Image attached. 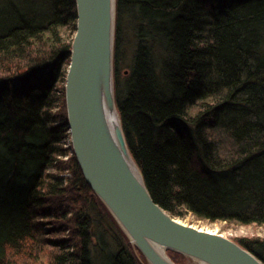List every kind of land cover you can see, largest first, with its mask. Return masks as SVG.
Masks as SVG:
<instances>
[{"label":"trees","instance_id":"1","mask_svg":"<svg viewBox=\"0 0 264 264\" xmlns=\"http://www.w3.org/2000/svg\"><path fill=\"white\" fill-rule=\"evenodd\" d=\"M117 12L116 46L121 20L135 44L121 82L117 46L116 102L154 201L181 219L264 226V0H117ZM76 24V0H0V264H148L75 155L58 161L62 36ZM49 218L70 237L45 239ZM236 243L264 262V239Z\"/></svg>","mask_w":264,"mask_h":264},{"label":"water","instance_id":"2","mask_svg":"<svg viewBox=\"0 0 264 264\" xmlns=\"http://www.w3.org/2000/svg\"><path fill=\"white\" fill-rule=\"evenodd\" d=\"M76 5L66 107L73 154L91 189L148 264H176L169 251L205 264H264L235 241L188 225L154 201L117 109L116 0H76ZM111 113L118 123L111 121Z\"/></svg>","mask_w":264,"mask_h":264},{"label":"rangeland","instance_id":"3","mask_svg":"<svg viewBox=\"0 0 264 264\" xmlns=\"http://www.w3.org/2000/svg\"><path fill=\"white\" fill-rule=\"evenodd\" d=\"M116 8H117V0H116ZM117 19H118V12H116V26H117ZM75 32L76 30L74 31L72 26L65 28L63 30L62 41L68 45L70 43L72 44L74 36H75ZM120 32L123 38L122 40L120 39L121 42L117 46H118L119 58H120L119 65L121 67V73H120L121 75L120 82H121L129 74V65L132 60L135 41H134V36H133V30L130 24H128L127 22L123 20H121ZM115 44H116V36H115ZM117 46H115V51H114V63H116ZM119 65H118V68H119ZM68 68H69V62L66 61L62 65L61 74L62 75L65 73L67 74ZM65 81H66V75H65ZM118 84H119V80L117 76H115V70H114L115 97H116V86ZM55 88L56 89L54 91L56 92L55 94L58 97V95H60L59 91L61 87H59V84H56ZM61 110H62V104H57L56 109L53 111V115L55 118L58 119L59 117L58 115L60 114ZM67 115H68V112H67ZM61 144H62V149L65 151V155L63 157H59L58 161L62 163H68L70 161L71 156L73 155V150H71L72 144H71L70 131H69V134L65 135V139L62 141ZM66 175L69 176V173H67ZM69 218L70 216L68 217V219ZM68 219H65L66 223H69ZM179 219L188 225H192L200 229L209 230L212 232L222 234L225 237L235 242L240 239H244L247 241L264 239V226H259V225L241 226V225L230 224L226 222H216V223L204 222V221H199L195 219V217L192 215H189L186 219H181V218ZM38 221L41 225L43 224L41 228L43 230V237H45V239H49L50 241H55L57 239H64V238L68 239L70 237L69 231H66L65 234L61 233L60 235H58V233H60V230L56 227V221H58V219H56L55 221V219L49 218V219L38 220ZM104 227L109 228V231H110L109 234L112 235L113 238H114V235L118 237L119 234L116 228L110 222L105 224ZM51 250H53V248H51ZM49 252L50 250L47 249V252H45L44 255H47ZM41 264L43 263L41 262ZM176 264H198V263L193 259L185 257L181 260V263H176Z\"/></svg>","mask_w":264,"mask_h":264},{"label":"bare ground","instance_id":"4","mask_svg":"<svg viewBox=\"0 0 264 264\" xmlns=\"http://www.w3.org/2000/svg\"><path fill=\"white\" fill-rule=\"evenodd\" d=\"M116 12H117V8H116ZM76 33V32H75ZM115 46H116V44H115ZM115 64V63H114ZM65 85H66V83H65ZM109 117H110V119H111V121L112 122H117L118 123V121H119V119H118V116H117V114H113V113H111L110 115H109ZM198 264H205V263H203V262H200V261H198V260H195Z\"/></svg>","mask_w":264,"mask_h":264}]
</instances>
